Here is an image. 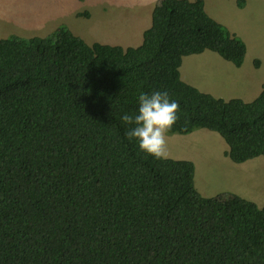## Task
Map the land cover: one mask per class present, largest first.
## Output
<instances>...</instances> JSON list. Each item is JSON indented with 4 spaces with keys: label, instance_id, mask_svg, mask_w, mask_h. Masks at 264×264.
Listing matches in <instances>:
<instances>
[{
    "label": "trees",
    "instance_id": "16d2710c",
    "mask_svg": "<svg viewBox=\"0 0 264 264\" xmlns=\"http://www.w3.org/2000/svg\"><path fill=\"white\" fill-rule=\"evenodd\" d=\"M206 50L240 67L246 46L203 0H158L138 47L63 25L0 40V264H264V207L202 197L191 161L146 154L121 120L167 91L168 134L213 131L236 164L264 156V85L244 102L182 81V58Z\"/></svg>",
    "mask_w": 264,
    "mask_h": 264
},
{
    "label": "rangeland",
    "instance_id": "374dc122",
    "mask_svg": "<svg viewBox=\"0 0 264 264\" xmlns=\"http://www.w3.org/2000/svg\"><path fill=\"white\" fill-rule=\"evenodd\" d=\"M134 1L139 3L136 12L147 25L156 4L153 0H0V40L45 37L63 25L88 45L106 44L118 39L124 25L126 42L124 37L133 33L129 30ZM203 1L207 14L245 43L244 60L236 67L206 50L182 58L180 77L215 98L251 102L264 85V0H246L243 8L236 0ZM183 136H188L187 143L178 142ZM167 140L169 159L194 160V186L202 197L229 193L264 207V156L233 163L225 156L228 146L224 140L207 129L189 135L167 134Z\"/></svg>",
    "mask_w": 264,
    "mask_h": 264
},
{
    "label": "clouds",
    "instance_id": "9594fccd",
    "mask_svg": "<svg viewBox=\"0 0 264 264\" xmlns=\"http://www.w3.org/2000/svg\"><path fill=\"white\" fill-rule=\"evenodd\" d=\"M179 103L170 98L167 91L141 93L135 114L122 115V122L128 126L126 137L136 140L139 149L158 160L170 155L167 134L179 119Z\"/></svg>",
    "mask_w": 264,
    "mask_h": 264
},
{
    "label": "crops",
    "instance_id": "0c3cea01",
    "mask_svg": "<svg viewBox=\"0 0 264 264\" xmlns=\"http://www.w3.org/2000/svg\"><path fill=\"white\" fill-rule=\"evenodd\" d=\"M158 0H153V2H156L157 3ZM135 2V5H134V11L132 12V15H131V29L129 31H133V33L131 35H127L125 36L124 38H126V42L123 41V31L125 30V26H120V29H119V33L117 34L116 32V37L118 39L116 40H112L111 42L109 43H106L107 45H111V46H120V47H123V48H127V47H137V46H140V41L142 43V40H140V37H141V34H143L147 29L150 28L151 26V18H152V15H148V20H146L147 22V25L145 24V21L140 19V16L138 15V12H136V9H139V8H136V6L139 4L138 2L134 1ZM145 4L147 3V1L144 2ZM150 16V18H149ZM123 22V19L121 20ZM124 23V22H123ZM51 31H54V29H52ZM50 31V32H51ZM49 35V33H48ZM47 36V35H46ZM39 37V36H37ZM26 38V37H24ZM184 138H179L177 139L178 142H183V143H187V137L188 136H183ZM228 151V149H227ZM226 151V152H227ZM225 152V153H226ZM224 155V154H223ZM226 156V155H225ZM191 161L192 163L194 162L193 159L189 158L188 161Z\"/></svg>",
    "mask_w": 264,
    "mask_h": 264
}]
</instances>
